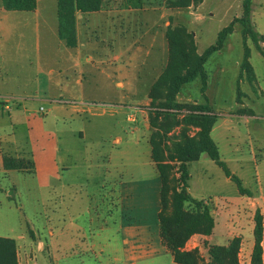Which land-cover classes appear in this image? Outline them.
Returning <instances> with one entry per match:
<instances>
[{
  "label": "crops",
  "instance_id": "0c3cea01",
  "mask_svg": "<svg viewBox=\"0 0 264 264\" xmlns=\"http://www.w3.org/2000/svg\"><path fill=\"white\" fill-rule=\"evenodd\" d=\"M161 9H149L145 0L141 9L127 8L123 1L115 3L114 0L109 7L98 12L78 13V44L75 48H68L58 35V0H51L50 3L38 0L35 11L22 14L17 13L18 11H6L0 0V97L14 99L9 109L0 100V154L2 159L13 157L31 160L35 169V173L31 174L21 170H5L2 164L0 174L9 176L21 172L31 175L37 180L39 189L49 191L55 201V206L49 209V235L52 238L64 235L65 239L70 234V241L64 240L66 255L90 257L99 264H105V260L107 264H146L148 261L153 262L170 256L172 264H176L160 236L158 219L157 235L151 238L145 232L146 225H137L135 216L124 214L123 207L121 219L115 220L113 209H108L107 215L110 216L111 212V220H114V225L117 226L115 232L120 238L119 235L112 234L111 220L103 218L98 208L101 203L98 204V201L87 208L86 211L91 214L88 213L85 221L78 220L83 214L74 217L73 206L65 203L67 199L72 202L73 194H80V197L84 195V186H87L90 178L94 176V172L91 176V168L88 165L94 153L93 148H104L102 136L101 140H96V137L91 135L95 140L91 144L88 143L89 130L102 128V125L90 127L87 122L89 117H108L114 123V148L104 156L108 165L116 164L114 171L108 175L111 180L117 181L109 194L113 207L117 209L119 203H123L124 197L127 199L134 194V186L130 195L127 190L124 191L125 196L121 191V186L125 185L123 181L127 178L130 177L131 181H134L137 175L139 179H142V176L146 183V176L150 177L152 168L159 178L152 160L149 93L168 62L166 31L170 25L169 17H172V13L169 14L167 10L161 12ZM158 11L161 14L159 23H156L153 22L155 16L151 15V12L156 14ZM14 18L21 19L20 24L23 27L11 28L10 21ZM138 26L140 29H137ZM13 30L28 33L27 42L31 45L34 37L38 43L35 79L23 75L21 78L11 77L8 74V67L25 64L32 58V47H27V43L18 44L23 47H17L16 52L8 50ZM137 30L141 31L138 35ZM24 38V35L20 36L22 41ZM40 40L43 41L42 46ZM30 64L34 65L32 61ZM22 69L24 68H21L23 72ZM144 69L153 74V79L147 87L142 86L141 74ZM25 72L31 71L25 69ZM40 76H43L42 82ZM58 100L82 102L84 105L64 106L58 104ZM135 100L138 102L134 103ZM94 104H104L111 108L105 107L99 111ZM43 105L48 107V110L44 109ZM38 115L46 117L37 118ZM124 122L133 123L134 127L127 129ZM214 129L215 126L212 134ZM141 143L145 146L147 144V151L144 149V157H137L140 169L136 173L127 167V163L134 160L130 157L133 153L131 147L139 148ZM139 154L141 155V151ZM82 168L86 171L79 174L77 171ZM91 193L88 197H96L95 192ZM145 207L146 200L143 203V208ZM250 208V203H246L242 205L241 212ZM160 211L161 208L158 215ZM78 212L80 209L75 211ZM260 213L264 226V213ZM61 223L63 226L59 225ZM0 237L15 241L18 257L20 244L17 240L1 234ZM212 238L213 234L210 237L194 235L187 242L185 249L187 250L188 244L193 240L202 239L211 244ZM262 245L264 250V238ZM198 246V243H194L191 248L198 249ZM253 247L254 242L247 241L249 264ZM37 248L39 254L48 250L50 261L55 259L53 250L56 248L53 244L49 246L38 239Z\"/></svg>",
  "mask_w": 264,
  "mask_h": 264
},
{
  "label": "rangeland",
  "instance_id": "374dc122",
  "mask_svg": "<svg viewBox=\"0 0 264 264\" xmlns=\"http://www.w3.org/2000/svg\"><path fill=\"white\" fill-rule=\"evenodd\" d=\"M120 1L118 0V2ZM145 1H147L149 9L161 7V12L167 10L169 14L172 13V17H169V23L172 22V26L182 25L193 33L197 52L201 55L207 48L216 43L221 30L229 26L235 19L242 17L244 0H203L201 4L183 10L169 9L167 7L168 0ZM44 2L50 3L51 0H44ZM161 12L158 11L156 14L151 12V15L155 16L153 22L159 23ZM17 13L22 14L24 12ZM20 20L18 18L12 19L9 26L13 29L23 27ZM252 20L255 31L264 36V0H253ZM137 29H140V27L138 26ZM13 31L8 43V50L16 52L17 47L20 49L23 47L18 44L27 43V47H32V58L25 64L13 66L12 68L8 67V74L11 77L21 78L23 75L35 79L38 43L34 35L31 45L27 42L28 33L18 30ZM140 32V30H137L136 34L138 35ZM22 35L25 36L23 41L20 39ZM40 43L42 46L43 41L40 40ZM247 45L251 50L250 63L257 77L256 84L248 83L245 77L240 79V64L244 55V44L242 27L239 23H236L234 31L227 37L223 49L214 53L204 66L208 77L205 95L202 93V80L197 78L193 82L183 85L177 96L179 103L190 105L194 103L208 104L214 113L218 115V121L212 134L213 140L218 145L221 159L233 175L242 181L243 187L248 191V194L241 195L236 183L227 178L222 168L206 154H203L199 161L188 164L190 174L188 191L193 198L204 200L213 211L215 218L211 244L201 239L193 240L187 246V250H192L193 244L198 243V250L205 261L209 260L208 248L210 246H225L231 238L238 235L243 240L239 254V264H249L247 262V241L254 242V216L257 211H263L264 213L262 200L264 197V57L261 56L256 44L251 39L247 41ZM262 45L264 47V43ZM31 61L34 65L30 64ZM22 67L24 68L22 69L23 72L21 71ZM25 69L31 72L27 73ZM141 75L143 76L142 86L147 87L153 79V74L148 69H144ZM39 78L42 82L43 76ZM239 81L245 106L236 103ZM135 102H138V100H135ZM103 105L94 104V107L98 108L99 111L106 106L111 108V106ZM42 107L48 110V107L44 105ZM243 108H246V110L251 109L254 113L253 116H249V113L246 114L248 117L239 114L238 110ZM46 115H38L37 118L44 119ZM87 122H89L90 127L102 125V128L97 127L96 130H89L88 143L91 144L95 140L94 137H96V140H101L102 136L104 148H93L94 153L88 165L91 168V176L93 172L94 176L90 178L87 186H84V189H86V192H83L84 195L80 197V194L78 196L73 194L72 202L67 199L65 203L73 206L74 217L83 214L81 219L78 218L79 221H85L88 218V213H91L86 210L91 204L97 203L96 201H98V204L101 203L98 207L99 212L104 219L108 220L112 218L111 212L109 213L110 216L107 215L108 209H113L115 220L117 218L121 219L123 207L124 214L135 216L137 225H146L145 232L152 238L157 235V219L160 209V182L156 171L152 168L150 177L146 176V183L142 180L143 177L141 176L142 179H139L138 175L134 181H131L130 177L123 181L125 185L121 186L122 193L124 194V191L127 190L130 195L134 186V194L127 199L124 197L123 203L120 202L117 209L113 207L109 194L112 186L117 181L111 180L108 175L109 172L114 171L116 164L113 166L108 165L104 156H107V153L114 148L112 145L115 134L114 123L108 117H89ZM123 124L127 129L134 127L133 123L124 122ZM196 131L197 129L192 128L189 134L193 136ZM179 133L180 128H176L169 134L171 138L169 145L172 144ZM91 135H94V137H91ZM140 145L142 146L139 148H137L138 146L131 147L133 153L130 154V157L136 163L134 160L127 163V167L136 173L140 169L137 164V157H144V149L147 151V144L146 146L144 143ZM139 151H141V155ZM2 164L3 159L0 154V168ZM141 165H143V162ZM85 171L82 168L77 172L80 174ZM33 173H35V169ZM91 192H95L96 197H88L92 194ZM145 200L146 207L144 209L143 203ZM246 203H250L251 208L245 212L243 210L242 213V205H246ZM253 203L255 206H253ZM56 204H58V201ZM54 206V198L48 190L39 189L37 180L33 176L21 172L9 176L0 174V234L14 237L20 244L18 247V264H99L90 257L81 258L77 255L65 254L64 240L70 241V234L65 239L64 235L58 238H52L49 235L48 216L51 215L49 209L51 210ZM77 209H80V212L75 213ZM114 220H111L110 227L112 234L116 236L119 234L115 232L117 226L114 225ZM59 225L63 226V223ZM86 233L88 232L86 231ZM21 237L22 239H20ZM151 238L149 239L152 240ZM38 239H41L45 244L48 243L49 246L52 244L55 246L56 249L53 250L55 259L50 261L47 255L48 250L44 254L38 253ZM50 257L52 258V254H50ZM105 264H107L106 260ZM146 264H172V262L170 256H167L153 262L148 261Z\"/></svg>",
  "mask_w": 264,
  "mask_h": 264
},
{
  "label": "trees",
  "instance_id": "16d2710c",
  "mask_svg": "<svg viewBox=\"0 0 264 264\" xmlns=\"http://www.w3.org/2000/svg\"><path fill=\"white\" fill-rule=\"evenodd\" d=\"M114 0H58V35L68 48L78 44L76 16L78 13H94L110 6ZM127 8L141 9L144 0H121ZM118 0H115L117 3ZM203 0H168L167 7L172 10H183L199 5ZM38 0H2L6 11L33 12ZM253 0L243 1V14L229 26L219 32L216 43L199 55L195 36L185 26L167 27L168 62L151 87L149 120L151 125L150 143L152 160L156 165L161 183L160 208L158 215L160 236L171 252L176 264H239L242 237H234L225 246L212 245L208 248L209 260L202 259L197 248L186 250V244L194 235L210 237L215 228L214 213L204 200H197L189 193L190 174L188 164L199 161L206 154L222 170L227 178L235 182L241 195L248 194L242 181L233 175L221 159L217 143L212 138V130L218 121L208 104H183L177 96L183 85L197 78L202 80V93L207 88L205 64L208 59L220 52L227 37L233 33L236 23L242 27L244 55L240 64L241 76L252 85L257 77L250 63L251 50L247 41L251 39L264 57V36L255 31L252 20ZM243 94L240 81L237 88V105H243ZM241 115L253 116L251 109H239ZM176 128L180 133L169 145V134ZM197 129L191 136L190 130ZM5 170H21L33 173L31 160L3 158ZM254 247L251 264H264L263 216L257 211L254 216ZM0 264H18L17 247L14 240L0 237Z\"/></svg>",
  "mask_w": 264,
  "mask_h": 264
},
{
  "label": "built area",
  "instance_id": "2783aa9c",
  "mask_svg": "<svg viewBox=\"0 0 264 264\" xmlns=\"http://www.w3.org/2000/svg\"><path fill=\"white\" fill-rule=\"evenodd\" d=\"M0 100L4 103V105L6 106L7 109L10 108L9 107L10 104L14 101V99H12L10 97H0ZM57 103L60 105H64V106L69 105V104H71V105H84L82 102L78 103V102H69V101H64V100H58ZM103 106H106V105H103ZM41 111H43V108H41Z\"/></svg>",
  "mask_w": 264,
  "mask_h": 264
}]
</instances>
